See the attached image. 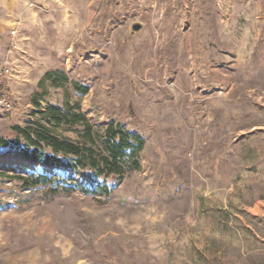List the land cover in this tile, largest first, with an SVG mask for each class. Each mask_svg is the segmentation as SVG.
Masks as SVG:
<instances>
[{"label":"rangeland","instance_id":"1","mask_svg":"<svg viewBox=\"0 0 264 264\" xmlns=\"http://www.w3.org/2000/svg\"><path fill=\"white\" fill-rule=\"evenodd\" d=\"M5 63L0 138L53 72L68 82L46 81L43 107L77 104L143 148L109 196L0 156V264H264V0H0ZM31 172L90 192L25 189Z\"/></svg>","mask_w":264,"mask_h":264},{"label":"trees","instance_id":"2","mask_svg":"<svg viewBox=\"0 0 264 264\" xmlns=\"http://www.w3.org/2000/svg\"><path fill=\"white\" fill-rule=\"evenodd\" d=\"M60 76L62 84L68 82L64 73H47L38 83L32 95L33 110L23 126H12L11 137L0 138V156L12 154L26 162L45 168L64 169L81 176L86 183L94 184L95 190L110 195V187L119 184L126 173L139 168L136 154L143 148V140L128 132L123 125L110 121L100 133L94 132L92 125L79 110L77 104L64 102L62 106L46 104L43 85L54 76ZM73 90L84 96L87 87L72 83ZM72 130L76 140L63 137L59 130ZM34 179L19 177L22 187L28 190L36 186H47L52 194L70 193L76 189L83 193L90 191L80 186L74 178H65L57 173H29ZM101 183L102 185H99Z\"/></svg>","mask_w":264,"mask_h":264},{"label":"built area","instance_id":"3","mask_svg":"<svg viewBox=\"0 0 264 264\" xmlns=\"http://www.w3.org/2000/svg\"><path fill=\"white\" fill-rule=\"evenodd\" d=\"M16 31H12L11 35H15ZM11 67L8 63H5L3 65H0V109H8L9 103L7 102L4 95L1 93V85L5 78H7L10 75Z\"/></svg>","mask_w":264,"mask_h":264},{"label":"water","instance_id":"4","mask_svg":"<svg viewBox=\"0 0 264 264\" xmlns=\"http://www.w3.org/2000/svg\"><path fill=\"white\" fill-rule=\"evenodd\" d=\"M140 29H141V25L139 24L132 25L131 27L132 32H138Z\"/></svg>","mask_w":264,"mask_h":264}]
</instances>
